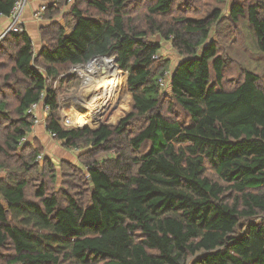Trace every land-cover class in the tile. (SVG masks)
<instances>
[{"label":"trees","instance_id":"trees-1","mask_svg":"<svg viewBox=\"0 0 264 264\" xmlns=\"http://www.w3.org/2000/svg\"><path fill=\"white\" fill-rule=\"evenodd\" d=\"M16 1L0 0V22ZM68 1L50 4L46 16ZM75 1L88 7L72 9L69 29L43 26L38 56L27 31L0 43V124H8L0 155L20 163L0 176V264H264V86L249 70L226 85L230 62L210 41L222 10L190 18V5L181 8L187 0H148L146 13L133 17L145 0ZM230 17L248 21L264 54V0H235ZM155 37L183 57L171 92L161 85L171 63ZM111 56L128 73L131 113L116 126L65 128L48 81ZM16 84L11 108L5 89ZM34 104L50 107L46 131L82 150L86 169H75L76 187L62 195L41 181L32 201L27 175L42 146L20 141L36 123ZM175 105L187 120L175 117ZM100 151L115 157L98 159ZM45 163L53 181L54 163Z\"/></svg>","mask_w":264,"mask_h":264},{"label":"rangeland","instance_id":"rangeland-1","mask_svg":"<svg viewBox=\"0 0 264 264\" xmlns=\"http://www.w3.org/2000/svg\"><path fill=\"white\" fill-rule=\"evenodd\" d=\"M32 1L36 0H29L28 5L24 11V23H30L27 22L25 19L26 12L29 9V6ZM60 1V0H59ZM189 3H185L183 1L182 7L189 6L191 7L190 11L186 13L187 17L190 18H201L207 15L211 10L220 8L222 10L221 15V21L220 23H217L212 28V34H211V40L215 41L218 44V47L220 48V53L223 54L230 64L227 65V68L225 70V81L226 85L230 86V84H234V82L237 81V78L239 77V74L241 71H252L255 74H257L261 78V85L264 86V54L260 53L258 51L256 41L254 38L253 31L250 27V24L246 19H241V22L236 24L232 22V19L230 17V12L232 9V4L235 0H187ZM240 3H251L254 0H236ZM40 2V1H39ZM148 2V0H145L137 6L136 10L135 8L131 11V16L133 17H139L143 16L146 13V6L145 4ZM179 3V4H180ZM78 6L79 8L85 9L87 4L85 2H77L75 0H70L66 4H59L58 10H56L55 14H52L49 12V15L46 16L42 21H33V24L36 28V30L39 32V37L35 38L34 41V47H35V53L38 56V54L42 51L43 47L46 45L44 39H43V32L42 27L49 25L51 22L60 23L66 28L69 29V27L72 26L74 23L71 15L72 9ZM177 6H179L177 4ZM51 7V6H50ZM49 7V8H50ZM48 8V11L50 10ZM56 8V7H55ZM139 9V10H138ZM54 11V10H53ZM176 13H180L178 9H176ZM49 16V17H48ZM50 18V19H49ZM9 27V26H8ZM7 27V29H8ZM27 26H25L26 29ZM6 29V30H7ZM5 30V31H6ZM4 31V32H5ZM27 31V29H26ZM3 32V34H4ZM3 34L0 37V43L5 38L3 37ZM154 40V37L152 41ZM155 40L161 43L162 49L160 52V56L163 58H166L170 61V71L166 74V78L163 79L164 86L163 90L165 92H169L170 89L168 86H170V77L172 71L177 66L178 62H180L183 57L178 54V52L173 48L171 42L161 39L160 37H155ZM101 58V57H99ZM110 58H115V56H111ZM102 60V61H101ZM104 59H100L97 61L103 62ZM96 60L90 61L86 64V66H71L67 70H62L59 75L53 80L48 81L49 87L52 88L54 91L58 94V101L60 104V114H61V122L65 128H83L85 126H89L91 130H95L99 128L101 125L104 126H116L119 122V120H122L125 116L131 113L133 101L132 97L128 91L127 87V78L128 73L121 70L118 66V79L115 89L121 91L120 98L123 100L125 104L128 105V109L126 107L122 108L120 103H118L113 110L111 111H100L97 114H94L90 117L85 118L86 122L92 121V123H86L83 125L78 126H72L68 122L66 123V117L65 116L69 109L71 102H73L78 95L83 91L85 85L87 84V80L90 77H95L98 75V73L103 72L104 67L101 65L99 68L94 70V73H87V75L82 74L79 69H85L86 67H89L92 63L97 62ZM118 65V62L116 63ZM79 68V69H78ZM91 75V76H90ZM232 80V81H231ZM12 82H10V85ZM20 86L18 84L14 85V88H8L5 89L6 91V101L9 102V106L15 107L16 101L14 98V91H16ZM119 87V88H118ZM171 92V91H170ZM1 99V96H0ZM45 106V105H44ZM117 107V108H116ZM121 107V108H120ZM65 108V110H64ZM44 109V107H43ZM68 109V110H67ZM115 109V110H114ZM110 110V109H109ZM117 110V111H116ZM67 111V112H66ZM175 111V117L179 120L185 121L186 114L184 111L177 105L174 106ZM43 117L40 115L39 122H36L33 127H31V132L25 136L26 140L20 144V147L25 146V144H29V142L35 141L36 144L39 143L42 147L39 148V153L36 157V166L32 169V171L27 175V179L30 181V186L27 190V198L29 200H35V192L36 188L41 184V181H48V188L50 190L53 189L58 195H62L63 191H69L70 188L76 187L75 183L78 181L79 176L76 173L75 169L82 168L83 171L86 169L80 161L79 155L83 152L79 148H70L66 147L63 142L58 141L55 139V137H52L50 133L46 131L45 121L47 119V116L45 112H43ZM42 117V119H41ZM108 117V120L103 124L101 121L102 118ZM94 118V119H93ZM111 120H113L111 122ZM37 125H43L46 131V135L41 136V140L39 138H36V134L34 133ZM8 130V124H0V146L5 148L4 142L2 141L4 134ZM48 138V140H47ZM45 143H43V142ZM45 144V145H44ZM92 148L89 147L88 149H85V153L88 151H91ZM84 153V152H83ZM24 155L22 152V149L17 152V155ZM28 155V154H27ZM25 156V155H24ZM39 156H41V159H39ZM49 156V158L53 161L55 172L54 175H56L55 179L52 181L50 176V169L45 167V159ZM114 153H107L103 154L102 151L98 154L97 158L104 160L108 158H114ZM68 163L70 166H66L64 169L62 167V164ZM38 163V164H37ZM3 164L0 168V176L6 177L8 174H11V170L15 169L17 171H20V163L18 162V158L14 156L13 154H8V156L4 157L3 155H0V165ZM75 167V168H72ZM43 174H47L46 177ZM42 176V177H40ZM42 178V179H40ZM44 179V180H43Z\"/></svg>","mask_w":264,"mask_h":264},{"label":"bare ground","instance_id":"bare-ground-1","mask_svg":"<svg viewBox=\"0 0 264 264\" xmlns=\"http://www.w3.org/2000/svg\"><path fill=\"white\" fill-rule=\"evenodd\" d=\"M100 59H104L103 62H101L102 60L97 61ZM94 60L97 62H94L89 67H86V70L78 68L82 74L87 75V73H94V70L99 68L101 65L104 67L103 72L100 71L97 76L90 77L87 80V84L85 85L83 91L73 102H71L70 109L65 116H67L66 123L68 121L72 126L83 125L88 122L92 123L93 120L86 122L85 118L97 114L100 111H111L118 103H120L122 108L126 107V109H128V105L120 98L121 91L115 89L117 88L115 84L118 79L117 73L120 70L117 67L116 62L110 57H102ZM107 120L108 117H104L101 121H98V123L102 122L104 124ZM112 121L113 120H111V122ZM88 127L89 126H85L80 129Z\"/></svg>","mask_w":264,"mask_h":264},{"label":"built area","instance_id":"built-area-1","mask_svg":"<svg viewBox=\"0 0 264 264\" xmlns=\"http://www.w3.org/2000/svg\"><path fill=\"white\" fill-rule=\"evenodd\" d=\"M29 0H17L16 4L12 10L11 16L8 18L10 20V25L8 29L4 32L3 37L6 36L7 34H23L26 29H25V24H24V11L28 5ZM58 0H50L49 2H46L42 4L39 8V10L35 13V20L42 21L45 17V14L47 12L48 6L50 4L55 5ZM80 65H75V67H78ZM161 85L164 86L163 80L161 81ZM38 104L32 105V107L29 109L28 113L33 115L36 119V122H39V116L37 114V108ZM44 112L46 116L50 113V107L49 106H44ZM68 122V121H67ZM69 123V122H68ZM70 124V123H69ZM52 137H55L54 134H51ZM26 140V137L22 138L20 141V144ZM39 159H41V156H39Z\"/></svg>","mask_w":264,"mask_h":264},{"label":"crops","instance_id":"crops-1","mask_svg":"<svg viewBox=\"0 0 264 264\" xmlns=\"http://www.w3.org/2000/svg\"><path fill=\"white\" fill-rule=\"evenodd\" d=\"M44 3L39 2V0L32 1L30 6H29V9L26 12L25 19L27 20V22H30V23H24V24H25V26H27L26 27L27 32L30 35L33 43L36 40L35 38L39 37V32L36 30L35 26L33 25V24H35V23H33V21H36L35 20V13L39 10L40 6L42 4H44ZM9 25H10V20L8 18H2L1 19V22H0V37L3 34V32L7 29V27ZM41 105L42 104H40L38 106V108H37V114L40 116V113H41V115L43 117L44 110H43V107H41ZM42 117H41V119H42ZM39 119H40V117H39ZM34 133L36 134V138H39L41 140V136L46 135V131H45L44 126L43 125H37ZM47 140H48V138H47ZM45 142H47V141H45ZM45 142H43V143H45Z\"/></svg>","mask_w":264,"mask_h":264},{"label":"water","instance_id":"water-1","mask_svg":"<svg viewBox=\"0 0 264 264\" xmlns=\"http://www.w3.org/2000/svg\"><path fill=\"white\" fill-rule=\"evenodd\" d=\"M95 59H99V58H95ZM116 63H117V58L115 57V58H112ZM94 60V59H93ZM92 60V61H93ZM117 65V64H116ZM177 65H179V63L177 64ZM117 67H118V65H117ZM114 125V124H113ZM112 125V126H113ZM102 126H104V125H101L99 128H97V129H95V130H98V129H100ZM85 129H90V128H84V129H81V130H85Z\"/></svg>","mask_w":264,"mask_h":264}]
</instances>
